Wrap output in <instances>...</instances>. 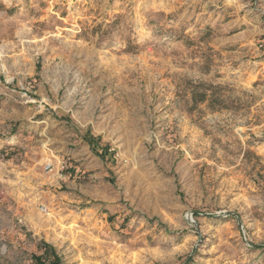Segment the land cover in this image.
<instances>
[{
    "label": "rangeland",
    "instance_id": "rangeland-1",
    "mask_svg": "<svg viewBox=\"0 0 264 264\" xmlns=\"http://www.w3.org/2000/svg\"><path fill=\"white\" fill-rule=\"evenodd\" d=\"M54 257L264 264V0H0V264Z\"/></svg>",
    "mask_w": 264,
    "mask_h": 264
},
{
    "label": "trees",
    "instance_id": "trees-1",
    "mask_svg": "<svg viewBox=\"0 0 264 264\" xmlns=\"http://www.w3.org/2000/svg\"><path fill=\"white\" fill-rule=\"evenodd\" d=\"M46 247H48V248H52L50 245H47L46 243H43ZM42 256L40 255V256H37L36 258H38V259H40ZM56 257H54V259L51 261V262H49L48 264H57L58 263V261H56Z\"/></svg>",
    "mask_w": 264,
    "mask_h": 264
},
{
    "label": "built area",
    "instance_id": "built-area-1",
    "mask_svg": "<svg viewBox=\"0 0 264 264\" xmlns=\"http://www.w3.org/2000/svg\"><path fill=\"white\" fill-rule=\"evenodd\" d=\"M64 167H65V164L62 163L60 169L62 170ZM44 168L48 171H51L52 170L51 163H46Z\"/></svg>",
    "mask_w": 264,
    "mask_h": 264
}]
</instances>
